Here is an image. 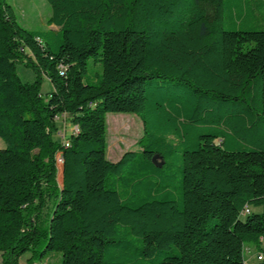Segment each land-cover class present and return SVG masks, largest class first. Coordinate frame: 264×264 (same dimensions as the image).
Instances as JSON below:
<instances>
[{"label": "trees", "instance_id": "1", "mask_svg": "<svg viewBox=\"0 0 264 264\" xmlns=\"http://www.w3.org/2000/svg\"><path fill=\"white\" fill-rule=\"evenodd\" d=\"M45 1L57 31L22 27L0 0L1 264H245L246 246L263 251L264 0ZM108 113L142 122L139 150L115 162ZM62 115L77 128L67 147L53 138Z\"/></svg>", "mask_w": 264, "mask_h": 264}, {"label": "rangeland", "instance_id": "2", "mask_svg": "<svg viewBox=\"0 0 264 264\" xmlns=\"http://www.w3.org/2000/svg\"><path fill=\"white\" fill-rule=\"evenodd\" d=\"M6 3L14 9L16 20L22 27L33 31H45L47 29L57 31L55 26H47V19L50 16V7L45 0H6ZM15 72L20 81L23 83H30L34 79V74L32 71L25 68L21 64L16 65ZM100 75V63H93L92 60H89L88 73L85 79H87L88 82H96ZM51 90L52 86L50 82L47 78L43 77L40 92L42 94H46ZM105 125V157L107 160L115 162L124 152L139 150L137 141L142 136V122L139 117L134 114L108 113L105 115ZM67 129L69 130L67 131ZM71 129L72 125L70 123L69 117L66 115L59 116L56 119V130L59 132H54L53 138L57 141H61L63 137H66V135L71 132ZM62 132H65V135H61ZM0 142L2 143L0 149H2L4 148V143L1 139ZM56 178H58L59 182L60 179L58 176V170L56 172ZM51 206L52 204L49 205V210H51ZM249 252L253 253L254 250H249ZM247 254L248 250L244 254L245 259ZM24 256L22 257V262L24 264H60V254L55 252L45 253L41 257L36 256L28 262L27 259L30 257V254H26Z\"/></svg>", "mask_w": 264, "mask_h": 264}, {"label": "built area", "instance_id": "3", "mask_svg": "<svg viewBox=\"0 0 264 264\" xmlns=\"http://www.w3.org/2000/svg\"><path fill=\"white\" fill-rule=\"evenodd\" d=\"M76 131H77V128H76V127H72L71 132H72L73 134H75ZM63 139H64V138H63ZM62 141H63V146H64V147H67V146L69 145L68 142H67L66 140H62ZM61 163H62V158H61L60 155H57V156H56V164H61ZM249 213H250V210H249L248 208H245L241 215H242V216H245V215H247V214H249ZM259 242H260V246H261V248H263V251H261V252L255 254V260H256L257 262H259V261H263V260H264V238H260ZM35 264H36V263H35ZM37 264H41V263H37Z\"/></svg>", "mask_w": 264, "mask_h": 264}, {"label": "crops", "instance_id": "4", "mask_svg": "<svg viewBox=\"0 0 264 264\" xmlns=\"http://www.w3.org/2000/svg\"><path fill=\"white\" fill-rule=\"evenodd\" d=\"M58 118V117H57ZM56 118V119H57ZM55 124H56V120H55ZM73 127V126H72ZM69 129H67V131H68ZM59 131L57 130L55 133H58ZM62 134H64L65 135V132H62L61 133V135ZM69 134L70 133H68L67 135H66V137H68L69 136ZM1 142H0V146H1ZM258 210L259 209H255V211H257L258 212ZM246 248L248 249V254H247V257H246V259H245V264H256L257 262H256V260H255V251L253 252V253H251V252H249V250L251 251V250H253L251 247H248V246H246ZM25 257V256H24ZM22 260H23V258L21 257L20 259H19V264H24L23 262H22ZM33 264H35V263H33ZM37 264V263H36Z\"/></svg>", "mask_w": 264, "mask_h": 264}]
</instances>
